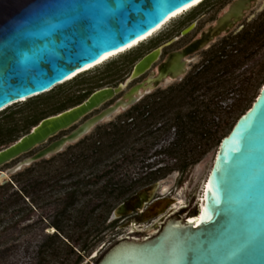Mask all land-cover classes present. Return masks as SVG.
<instances>
[{
	"label": "water",
	"instance_id": "1",
	"mask_svg": "<svg viewBox=\"0 0 264 264\" xmlns=\"http://www.w3.org/2000/svg\"><path fill=\"white\" fill-rule=\"evenodd\" d=\"M193 1L0 0V111L50 91ZM256 3L232 0L195 38L167 53L154 67L160 47L143 54L116 86L98 88L79 103L41 118L0 148V167L17 159L0 170V181H8L24 167L76 143L160 84L180 79L187 72L188 56L230 31ZM146 71L144 78L127 88ZM120 92L111 103L87 116ZM40 145L44 146L21 157ZM164 186L157 180L141 187L114 207L111 218L139 211V202L149 203L141 212L143 220L162 213L175 200L166 196L168 187ZM155 193L162 197L150 202ZM199 195L195 208L183 216L166 218L155 233L145 230L117 239L90 264H264V84L251 106L220 139Z\"/></svg>",
	"mask_w": 264,
	"mask_h": 264
},
{
	"label": "rangeland",
	"instance_id": "2",
	"mask_svg": "<svg viewBox=\"0 0 264 264\" xmlns=\"http://www.w3.org/2000/svg\"><path fill=\"white\" fill-rule=\"evenodd\" d=\"M227 1L203 0L172 18L157 33L138 45L77 74L48 92L6 107L0 111L2 126L12 128L13 137L17 139L31 128L25 129V126L35 116L44 117L62 105L69 107L98 88L116 86L128 76L139 56L162 44L193 18L194 26L186 30L178 40L163 47L162 54L151 65V68L154 67L165 52L182 45L208 24ZM248 13L249 21H242L244 32H248V36L243 35V32L236 36L217 37L208 47L196 52L188 64L187 76L198 74L206 66L211 68V72L207 73L209 81L204 80V77L199 78L200 85L190 96L199 101V110L204 116L203 122L197 125V128L208 132L209 139L197 138L193 132L186 130L189 141L180 147L187 151L185 157L178 158L165 152L171 147H176L174 144L179 133L177 124L173 123V114L177 111L184 114L193 103H190L189 99L179 102L177 98L171 106L166 104L167 95L175 94L178 97L182 94L180 86L186 75L159 86L130 108L96 125L80 142L69 144L61 152L27 166L29 170L26 178L20 176L13 181H5L11 183L9 191L14 190L18 195L17 201L6 213L0 212V264H38L42 249L44 251L41 264H79L82 261L90 264L96 262L117 239L128 235L129 230L120 225V218L111 219V211L124 198L140 188L142 183L137 184L123 197L111 200L105 208L95 207L98 199L89 194L78 196L73 204L66 207L64 213L60 214V210L64 206L66 190L74 188L73 182L88 172L83 165L69 163L66 158L68 154L89 143L98 131L108 127L110 123H128L126 116L129 110L136 114V110L142 107L149 112L164 107L154 112V116L148 117L150 124L146 131L152 132L151 134L135 142L128 139L127 145L132 151L135 150V155L130 161H117L121 165L112 173V181L127 183L130 180L142 179L149 172H155L156 177L151 182L158 180L168 187L169 196L182 197L185 207L176 209V214L183 215L195 208L201 182L210 168L218 139L256 98L264 84V0H257L255 7ZM234 48H237V51ZM146 73L147 71L132 80L128 86L140 81ZM116 96L118 97V94L113 98ZM112 99L91 113L97 112ZM145 116H148L147 113ZM69 129L60 131L50 139L57 138ZM9 143L0 144V148ZM40 146L21 157L31 154ZM139 148L142 151H139ZM196 150H205V153L199 156L195 153ZM119 158L118 155L116 159ZM16 160L1 166L0 170H4ZM183 163H186L184 168ZM159 169L162 171H158ZM40 179L52 184L51 187L46 184L43 190L45 200L32 201L30 197L34 196L33 193L20 195L19 190L25 183ZM2 183L4 182L0 181V184ZM7 196L8 193L2 195L0 202ZM2 219L14 223L2 229ZM53 221H57L61 229L52 226ZM45 244H48L47 248H43Z\"/></svg>",
	"mask_w": 264,
	"mask_h": 264
},
{
	"label": "trees",
	"instance_id": "3",
	"mask_svg": "<svg viewBox=\"0 0 264 264\" xmlns=\"http://www.w3.org/2000/svg\"><path fill=\"white\" fill-rule=\"evenodd\" d=\"M208 72H211V68L209 66L204 67L198 74L194 76H187L185 80L182 82L183 84L180 86L182 94L180 96H175L170 94L166 96V104L167 106H171L175 99L178 98L181 102L182 100L185 101V99H189L190 103H193L192 107L187 110L184 114L181 113V111H177L173 114V123L177 124L179 128L178 137L176 138V142L174 145L176 147H171L167 149L165 152H167L170 155L177 156L178 158H181V156L185 157V154L187 151L182 150L181 145L188 143L189 139L187 138V131L193 132V135L197 138L209 139L210 134L206 131L199 130L197 128V125H200V123L203 122L204 116L203 113L199 110V101L196 100V98L191 97L193 95V92L196 90L197 87H199V78L204 77V80H207ZM179 88V87H178ZM178 92V91H177ZM178 94V93H177ZM88 95V94H87ZM194 101H193V100ZM81 99L80 101H82ZM80 101H77L73 105L79 103ZM253 101V100H252ZM252 103V102H251ZM250 105L244 109L247 110ZM71 105V106H73ZM70 107V106H69ZM68 108V106H60L57 107L55 111L48 114H55L61 110H64ZM161 108H164L161 106L155 109L154 112H158L161 110ZM243 111V112H244ZM152 111H148L142 107V109L136 110V114H133L132 111L127 112L126 119H129V122H121V123H110L108 127H104L101 131H98L96 133V137H94L89 143L83 145V147L79 148L76 152H70L68 154L67 160L69 163H75L83 165L82 167L88 169V172L85 173L81 178H77L75 182H73L74 188H69L65 192V198H64V206L63 209L60 210V214L65 212L66 207L73 204L75 199L78 196H86L89 195L92 198L98 199V204H96L95 207L105 208L109 204L111 200L119 199L120 197H123L126 195V193H129L133 190V188L139 184L140 186L146 185L151 182V180L155 179V172H149L144 178L139 180H130L129 182H120V181H112V173L118 169V167L121 165L120 163L130 161L134 155L135 150L132 151L130 147L127 145L129 144V141H139L140 139L146 137L147 135L151 134L152 132L146 131L148 128L150 122L148 121V117L154 116L155 113ZM241 112L232 122L227 132H225L219 139L226 135L234 123L236 122L237 118L243 113ZM145 113H147L148 116H145ZM46 115V116H48ZM45 117V116H44ZM43 118V117H41ZM41 118L35 116L28 124L25 126V129H28V127H31L35 125ZM2 122L0 121V144H5L12 142L16 140L15 137H13V129L7 128L2 126ZM29 125V126H28ZM192 130H191V128ZM193 128H195L193 130ZM29 130V129H28ZM27 130V131H28ZM208 133V134H207ZM81 140H78L77 142H80ZM131 150V151H130ZM139 151H142L141 148L138 149ZM197 151V150H196ZM195 153L200 155H203L205 153V150L197 151ZM64 154V153H63ZM119 159L117 160L116 158ZM117 156V157H116ZM117 161H120V163H117ZM70 166V165H68ZM186 166V163H183L184 168ZM29 170V167H26L24 170L19 171L10 177V181H13V179H16L20 176H27V171ZM158 171H162L159 169ZM68 175H72L68 173ZM46 184L48 187H51L52 184H49L47 180H35L34 182L25 183L22 188L19 190L20 195H28L29 193H33L34 196L30 197L32 201L36 200H45V196L43 193L44 188L46 187ZM91 186L92 188H88ZM11 183L10 182H4L0 184V197L2 195L8 193V196L1 200L0 202V212L6 213L7 210H9V207L13 205L18 195L16 191L11 189ZM95 209V208H92ZM2 229H6L8 226L14 223V221L11 220H4L2 219ZM84 223V222H83ZM82 223V224H83ZM52 226L56 227L57 229H61L57 221H53ZM52 237V236H51ZM48 244L43 245V248H47ZM53 249V248H52ZM71 251V249H68ZM44 249L40 251V259L38 260V264H41L42 261V254ZM57 253V252H56Z\"/></svg>",
	"mask_w": 264,
	"mask_h": 264
},
{
	"label": "flooded vegetation",
	"instance_id": "4",
	"mask_svg": "<svg viewBox=\"0 0 264 264\" xmlns=\"http://www.w3.org/2000/svg\"><path fill=\"white\" fill-rule=\"evenodd\" d=\"M232 0H228L224 5H223V7H221V9L219 10V12L222 10V9H224V8H226L227 7V5L231 2ZM207 8L209 7V6H206ZM219 12H217V14L214 16V18L212 19V20H210V22L208 23V24H206L205 26H208L211 22H213L214 21V19L217 17V15L219 14ZM248 14L249 13H247V15L240 21V22H238V23H236L231 29H230V31H228L227 33H225V34H223V35H219V36H217V37H226L227 35H234V36H236V35H238V34H242L244 31H245V29H244V23L242 24V21L244 20V21H249V18H248ZM194 24H195V20L192 18V19H190V21L187 23V25L186 26H184L183 28H181V29H179L174 35H172L170 38H168V39H166V41H164V42H162V44H160V45H158L157 47H160V54H159V56L162 54V49H163V47H165L166 45H168V44H170V43H172V42H174V41H176V40H178L180 37H182L183 36V34H184V30L186 29V28H191V27H193L194 26ZM204 26V27H205ZM203 27V28H204ZM199 32H200V30H199ZM198 32V33H199ZM198 33H196L194 36H192L189 40H187L185 43H183L182 45H180V46H178V47H176V48H173V49H171V50H168L167 52H165L164 53V55L161 57V59H159V61L156 63V65L158 64V63H160L163 59H164V57L167 55V53H169L170 51H173V50H177V49H179V48H181L182 46H184L185 44H187L189 41H191L193 38H195L197 35H198ZM243 35H246V36H248L249 35V33L248 32H244L243 33ZM216 37V38H217ZM216 38H214V40L213 41H211V42H214L215 41V39ZM210 42V43H211ZM209 45V44H208ZM208 45L206 46V47H208ZM205 47V48H206ZM155 48V47H154ZM151 49H153V48H151ZM151 49H148L147 51H145L143 54H145V53H147L148 51H150ZM204 49V48H203ZM202 50V49H201ZM234 50L235 51H237V48H234ZM200 51V50H199ZM198 52V51H197ZM142 54V55H143ZM141 55V56H142ZM195 55V54H194ZM194 55L193 56H188V59H190L189 60V62L187 63V71H188V64L193 60V58H194ZM141 56H139L138 58H137V60L141 57ZM158 56V57H159ZM136 60V61H137ZM135 61V62H136ZM187 74V72L185 73V75ZM185 75L184 76H182V77H185ZM187 76V75H186ZM181 77V78H182ZM142 78H144V77H142ZM180 78V79H181ZM135 82H137V81H135ZM135 82H133V83H131L130 85H132V84H134ZM129 85V86H130ZM161 85H164V84H160L159 86H161ZM128 86V87H129ZM158 86V87H159ZM127 87V88H128ZM157 87V88H158ZM156 88V89H157ZM155 90V89H154ZM152 92V91H151ZM150 92V93H151ZM120 94H121V92H120ZM120 94H118V96L120 95ZM149 94V93H148ZM117 97V96H116ZM115 97V98H116ZM115 98H113L112 100H111V102L115 99ZM142 98H144V96L142 97ZM110 102V103H111ZM109 104V103H108ZM108 104H106V105H108ZM136 104V103H135ZM105 105V106H106ZM104 106V107H105ZM133 106V105H132ZM131 107V106H130ZM129 107V108H130ZM103 108V107H102ZM101 109V108H100ZM91 114H93V113H90V114H88L87 116H89V115H91ZM87 116H85L84 118H86ZM83 118V119H84ZM82 119V120H83ZM75 125H73L72 127H70V129L71 128H73ZM69 129V130H70ZM68 130V131H69ZM67 133V132H66ZM62 135V134H61ZM61 135H59V136H61ZM58 136V137H59ZM57 137V138H58ZM56 139V138H55ZM52 140H54V139H52ZM51 141V139L49 138L48 140H47V142L45 143V144H47L48 142H50ZM44 144V145H45ZM44 145H41L39 148H41L42 146H44ZM38 148V149H39ZM37 150V149H36ZM35 150V151H36ZM34 151V152H35ZM33 153V152H32ZM31 153V154H32ZM30 155V154H29ZM37 162V161H36ZM35 163V162H34ZM33 164V163H32ZM154 182V181H153ZM152 183V182H151ZM149 184V183H148ZM147 185V184H146ZM143 186H145V185H143ZM143 186H141V187H143ZM140 187V188H141ZM140 188H138V189H140ZM137 189V190H138ZM137 190H135L134 192H136ZM133 192V193H134ZM132 193V194H133ZM131 194V195H132ZM130 196V195H129ZM128 196V197H129ZM166 196L167 197H169V192L166 194ZM128 197H126V198H128ZM162 197V195L161 194H159V193H155L154 195H153V197H152V199H151V201L150 202H152V201H154V200H158L159 198H161ZM126 198H124L123 200H125ZM122 200V201H123ZM121 201V202H122ZM119 204V203H118ZM149 203H140L139 202V208H140V210L139 211H133V212H131V213H129V214H127V215H123V216H121V217H117V218H120V225L123 227V228H126V229H128L129 231L127 232V234L128 235H126V236H129V235H131V236H133V235H138V234H140L141 232L142 233H144L145 232V230H150V231H158L161 227H162V225H163V223H164V221H165V219L166 218H168V217H171V216H174V215H177V216H183V215H179V214H176L175 213V211H176V209H173L172 207H171V204H172V202L171 203H169V205L166 207V209L162 212V213H158L157 215H155V216H152L151 218H149V219H147V220H143L142 218H141V212H143L144 210H145V208L147 207V205H148ZM183 207H185V205L183 204V206H181V207H179V208H183ZM114 209V208H113ZM112 209V210H113ZM173 209V210H172ZM111 213H112V211H111ZM111 219H116V218H111ZM132 227L135 229V231H133L132 230ZM154 232V233H155ZM126 236H124V237H126ZM124 237H122V238H124ZM122 238H120V239H122ZM119 240V239H118Z\"/></svg>",
	"mask_w": 264,
	"mask_h": 264
},
{
	"label": "bare ground",
	"instance_id": "5",
	"mask_svg": "<svg viewBox=\"0 0 264 264\" xmlns=\"http://www.w3.org/2000/svg\"><path fill=\"white\" fill-rule=\"evenodd\" d=\"M203 0H194L193 2L189 3L188 5H185L179 9H177L176 11H174L173 13H171V15L165 19V21L160 24L159 26H157L156 28L152 29L151 31H149L148 33H146L145 35L139 37L138 39H136L135 41H133L132 43L126 45L125 47H122L120 48L119 50H115V51H111V52H108V53H105L104 55H102L95 63H92L90 65H86L85 67L81 68L80 70L76 71L75 73H73L72 75H70L67 79H71L73 78L74 76H76L77 74L83 72V71H86L98 64H101L102 62L108 60L109 58L113 57V56H116L117 54L119 53H122L136 45H138V43L148 39L149 37H151L152 35H154L155 33H157L160 29H162V27L164 25H166V23H168L172 18L182 14L183 12L189 10L190 8L196 6L197 4H199L200 2H202ZM26 100V99H25ZM209 171V170H208ZM207 175V173H206ZM3 176L0 174V180ZM167 187H163V189H166ZM203 188V186H202ZM200 196V195H198ZM184 204V201L182 199V197H180L179 195H175V200L172 201V204H171V207L173 209H178L179 207L183 206ZM172 209V210H173ZM132 230H134V228H132ZM148 230V229H147Z\"/></svg>",
	"mask_w": 264,
	"mask_h": 264
}]
</instances>
